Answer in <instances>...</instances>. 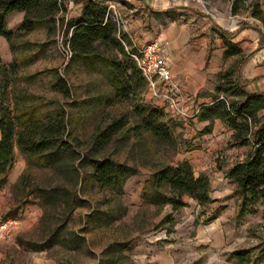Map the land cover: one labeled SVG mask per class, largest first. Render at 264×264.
I'll list each match as a JSON object with an SVG mask.
<instances>
[{
    "label": "rangeland",
    "instance_id": "374dc122",
    "mask_svg": "<svg viewBox=\"0 0 264 264\" xmlns=\"http://www.w3.org/2000/svg\"><path fill=\"white\" fill-rule=\"evenodd\" d=\"M97 2L113 6L109 17L124 55L100 45L92 57L65 61L61 42L81 12L80 0H65L66 11L57 15L52 33L45 25L29 33L20 31L22 13L6 18L12 35L9 42L0 37V65L5 67L0 73V104L15 130L10 168L0 174L5 178L0 185V221L16 219L19 229L9 240L0 241V264H239L233 253L241 251L249 252L245 264H255L264 246L263 201L250 203L238 217L240 199L234 194L235 186L221 180L224 172L219 179L214 171L205 172L214 200L207 206H198L188 197L183 198L185 207L175 210L171 205L143 202V184L153 172L161 166L174 167L192 155L196 160L203 156L193 143L197 136L184 132L179 121H170L168 115L158 119L172 128L165 140L143 127L146 112L142 109L162 106L128 65L142 45L163 39L164 29L173 22L188 25L192 36H200L208 32V22L223 24L222 18L229 22L228 17L236 13L256 21L251 22L262 41L264 0ZM170 9L175 20L163 15ZM255 10L260 11L258 17ZM251 26L243 21L241 28ZM208 33L212 47L218 33ZM223 60L228 68L218 77L229 72L234 78L245 61L242 54ZM27 111L40 122L36 139L58 115L65 127L60 126L55 136L67 142L70 152L48 165L22 154L16 134L22 129L19 118ZM249 151L245 147L235 158ZM106 158L136 172L121 193L101 187L90 177L93 170L86 159ZM211 162L217 168L230 164L218 153ZM55 188L44 197L38 191Z\"/></svg>",
    "mask_w": 264,
    "mask_h": 264
},
{
    "label": "trees",
    "instance_id": "16d2710c",
    "mask_svg": "<svg viewBox=\"0 0 264 264\" xmlns=\"http://www.w3.org/2000/svg\"><path fill=\"white\" fill-rule=\"evenodd\" d=\"M64 2L65 0H0V37L10 41L12 33L6 29V18L14 12L23 14L20 31L29 33L45 25L48 32H54L57 15L66 11ZM80 4L82 9L79 16L69 25L71 32L68 45L72 53L71 58L92 57L100 45L110 46L124 55L123 48L116 38L115 23L109 17L108 7L97 0H80ZM255 11L254 16L258 17L260 11ZM172 12L170 9L163 15L175 20V14ZM217 33L224 46L223 58L241 54L230 33L221 29H218ZM128 69L132 75H138L146 84L132 58ZM4 72L5 67L0 65V73ZM115 76L121 79V75ZM231 76L229 72L220 76V82L211 96L210 103L199 107L197 117L199 121L209 122L219 119L233 130L235 146L251 147V152L245 160L234 164L226 173V178L235 186L234 194L240 199L239 217L247 212L250 203L261 199L264 204V115L257 118V113L264 111V94L247 92L245 87L234 82ZM221 94L224 99L231 98L235 101L226 104L219 100ZM143 111L146 112L142 121L143 127L156 137L164 140L169 138L172 128H166L165 124L158 123L162 115L167 116L164 110L146 107L142 109ZM57 117L58 115H55V121L52 120L43 127L41 137L36 139V131H40L38 125L40 122L33 121V113L29 111L22 114L19 118L22 129L16 134L19 151L41 165L52 164L69 153L67 142L55 136L60 126L62 129L65 127L63 120L59 121ZM171 120L173 122V119ZM14 130V123L8 111L0 104V174L5 172L6 166L10 168L11 165ZM86 161L93 170L91 179L101 187L115 190L117 193H121L127 179L136 173L134 169L109 158ZM4 183L5 178H0V185ZM142 190L143 202L154 207L171 205L174 210L185 207L184 197H188L201 207L214 203L210 198L208 177L195 178L191 166L186 161H181L174 167L161 166L144 182ZM38 191L44 197L46 193H54L57 189L49 192L42 189ZM233 257L239 264L249 262L248 251L234 252ZM262 262L264 263V246L258 251L254 261L255 264Z\"/></svg>",
    "mask_w": 264,
    "mask_h": 264
},
{
    "label": "crops",
    "instance_id": "0c3cea01",
    "mask_svg": "<svg viewBox=\"0 0 264 264\" xmlns=\"http://www.w3.org/2000/svg\"><path fill=\"white\" fill-rule=\"evenodd\" d=\"M228 18L229 22L225 18L221 19L223 24L217 20L208 22L205 30L218 32V29H221L232 35V41L237 44V48L240 49L245 59L244 63L239 66L233 81L244 86L245 90L251 94H264V39L260 41L258 30L251 22L256 23V21L252 18L247 20L236 13ZM243 21L252 26L241 28ZM191 30L188 25H177L173 22L164 29L163 33V40L169 44L167 61L173 83L180 90L184 106L190 110L199 109L203 104L210 103L211 96L215 93L220 82L219 73L228 68L226 62L224 67L222 64L224 46L219 36L215 37V45L211 47L209 45L211 36L208 32H202L200 36H192ZM263 115L264 111H261L257 113V118L259 119ZM173 121H179L180 128H183L184 132L189 130L190 136H197L193 143H196L197 152L203 158L196 160L195 155H192L181 160L189 163L195 178L206 176V171H214V176L216 174L219 179V174L222 171L224 176L221 177V180L229 181L226 178L229 169L234 164L245 160L251 152L250 146L238 147L234 145L233 130L219 119H214L212 122L199 121L196 116L187 122L179 119ZM245 147L250 149L249 153L246 156L242 155L240 159L235 158L237 153ZM217 153L220 155V159L229 161L230 164L217 168L216 163H210L211 157L216 156ZM232 155L234 156L231 157ZM193 158L198 163L197 165L192 164Z\"/></svg>",
    "mask_w": 264,
    "mask_h": 264
},
{
    "label": "built area",
    "instance_id": "2783aa9c",
    "mask_svg": "<svg viewBox=\"0 0 264 264\" xmlns=\"http://www.w3.org/2000/svg\"><path fill=\"white\" fill-rule=\"evenodd\" d=\"M113 8L109 6L108 10ZM70 33L61 42L62 54L65 61H69L72 53L68 45ZM168 42L159 38L146 43L139 48L136 55L131 56L146 82L151 97L160 103L164 113L170 119L181 120L184 122L194 119L199 109H187L184 106V99L180 94L179 88L173 83L170 66L168 64ZM226 104L227 100L223 96L219 97ZM19 229V221L16 219H6L0 221V241L9 240Z\"/></svg>",
    "mask_w": 264,
    "mask_h": 264
}]
</instances>
